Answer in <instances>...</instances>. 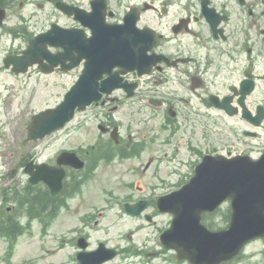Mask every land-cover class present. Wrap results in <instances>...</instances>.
I'll return each mask as SVG.
<instances>
[{"label":"flooded vegetation","instance_id":"obj_1","mask_svg":"<svg viewBox=\"0 0 264 264\" xmlns=\"http://www.w3.org/2000/svg\"><path fill=\"white\" fill-rule=\"evenodd\" d=\"M123 2L108 0L107 21L122 23L134 6L139 27H152L157 33L158 42L152 51L157 61L149 74L139 78L134 96L117 93L119 98L116 100L112 96H103L90 107L100 116L98 127L102 125L107 131L109 127L120 129L116 132L115 145L107 140L109 147L126 155L124 159H137L135 168L142 169L143 173L152 169L154 177L159 175L162 163L169 169L177 163L191 169L205 154L222 153L224 148L231 151L232 147L246 144L263 151L264 68L258 71L257 66L264 59V0H143L129 5ZM26 21L25 27L8 28V23L0 27L5 34L13 36L4 59L8 54H21L35 34L46 29L33 30L31 23ZM17 30L22 44L15 46ZM59 50L52 48L53 52ZM4 68L17 75L12 68ZM36 68L42 74L40 67ZM56 70L60 72L58 68ZM246 70L254 78L253 91L245 98L252 115L250 119H244L240 114L231 116L216 107L221 104L238 110L243 101L241 82ZM136 77V72L127 76L128 79ZM126 104L127 110H124ZM120 110H123V116L116 120L114 115ZM261 117L263 121L257 125L254 118ZM7 125L9 133L0 147V150L3 147L1 166L6 169L0 174V209L6 205L12 215L15 208L22 207L23 201H30L33 192L36 193V188L29 182L27 166L43 162L56 164L57 155L44 159L38 145H18L14 119L8 124L0 118V138L1 130ZM191 126L201 127L207 133H191ZM181 148L189 155L187 161L178 162ZM94 149L97 153V143ZM147 150L150 155L143 161ZM66 169L67 176L73 172L70 167ZM42 186L47 187L43 183ZM142 199L153 205L152 198L145 196ZM223 208L230 209L229 204ZM15 220H18L16 216ZM224 222L220 225L218 219H210L207 225L213 224L211 228L218 230L227 226L229 219L225 217ZM114 247L119 249L115 244ZM235 258L224 264H239L241 261L234 263Z\"/></svg>","mask_w":264,"mask_h":264},{"label":"water","instance_id":"obj_2","mask_svg":"<svg viewBox=\"0 0 264 264\" xmlns=\"http://www.w3.org/2000/svg\"><path fill=\"white\" fill-rule=\"evenodd\" d=\"M58 6L69 14L75 13L76 18L93 29V35L87 37L84 29H64L54 24L33 40L24 56L14 61L21 63L22 69L26 70L35 60L45 58L54 60V65L61 61L62 69L69 70L85 59L80 78L65 94L63 101L33 116L26 141L42 138L63 127L77 108L84 109L99 100L102 92L109 94L116 88L126 87L122 74L136 69L142 74L149 70L153 62L147 52L156 42L155 35L147 30H139L135 20L129 16L125 25L105 24L103 9L106 0H96L93 12L64 2H58ZM3 17V10H0V21ZM48 44L63 46L64 52L52 55ZM75 51L78 56L74 55ZM67 59H71V63L66 64ZM9 62L7 59L8 66ZM117 66L121 68L113 72ZM105 73H109V77L100 84L99 80ZM59 163L82 165L76 161L74 154L69 153H64ZM63 177L62 168L46 167L33 181L39 178L45 180L52 192L58 193ZM226 198L231 200L233 207L230 227L220 232L207 230L201 224L202 213L215 209ZM159 207L162 211L175 213L172 227L162 234L161 239L167 247H176L180 258L188 257L190 242L194 245V252L197 249L202 251L204 264L229 258L248 240L264 236V154L259 159L249 155L232 158L206 156L197 166L191 181L180 190L163 196ZM80 245L85 247L87 243L81 241ZM110 256H106L102 249L79 253L80 264H99Z\"/></svg>","mask_w":264,"mask_h":264},{"label":"rangeland","instance_id":"obj_3","mask_svg":"<svg viewBox=\"0 0 264 264\" xmlns=\"http://www.w3.org/2000/svg\"><path fill=\"white\" fill-rule=\"evenodd\" d=\"M38 1L44 0H12L9 7V23L16 22L14 26H20L21 20L28 19L30 21L27 22L33 24L35 30L45 28L53 21L67 25L78 24L73 18L62 14L53 2H45L43 7H39ZM67 1L90 8V0ZM129 1L124 0L123 4H128ZM11 42V36H1L0 30V67L4 65L2 60L6 49L4 47H8ZM15 43L21 44V38H17ZM80 72L81 69L78 68L66 73L44 76L33 69L31 74L20 76L0 69V118L8 121V124L15 118L18 130L17 144L24 138L22 123H25L35 111L60 102ZM149 112L153 113L152 110ZM115 116L120 117L121 114L116 113ZM98 119L92 109L84 114H77L64 129L37 144L40 146L39 149L44 147L42 158L52 157L62 148L79 150L87 156L86 150L90 145L104 139L100 137L101 132L97 128ZM200 123L202 124L201 121ZM189 128L191 133L196 131V127ZM7 130L8 125L2 129V137L4 133H9ZM2 144L3 138H0V147ZM257 150L255 155L261 151ZM178 157L189 156L181 154ZM2 160L0 157V164ZM131 166V163L117 157L111 161H100L95 170L85 176L86 181H81V191L67 199L59 215L43 224L35 219L30 230L19 239L11 241L10 238L0 237V264H72L78 250L76 238L82 232L89 234L91 247H96L99 239H107L110 243L115 242L123 246L121 254L106 264H174L171 260L172 252L165 250L158 240L160 231L170 224L169 214L157 212L156 215L153 214L152 220H148L145 216H129L117 206L108 209L112 198L116 195L126 196L135 189L132 184L139 178L143 180L141 187H145L149 196L153 191L159 192L169 187L159 184L160 180L153 179L150 172L142 174L140 171L132 170ZM184 167L186 166L176 170L177 174L173 175L176 176V180H185L189 177L191 171ZM1 171H5V168L0 166ZM162 171L169 172L164 168ZM129 184L131 186H128ZM134 193L141 195L136 189ZM117 202L115 199L114 204ZM102 210H105L103 214ZM79 216L84 218L80 226L77 221ZM96 220L98 224H94ZM152 251L155 253L148 256L147 253ZM247 251L248 254H242L239 264H264V238L252 242Z\"/></svg>","mask_w":264,"mask_h":264},{"label":"trees","instance_id":"obj_4","mask_svg":"<svg viewBox=\"0 0 264 264\" xmlns=\"http://www.w3.org/2000/svg\"><path fill=\"white\" fill-rule=\"evenodd\" d=\"M1 4H2V2H1Z\"/></svg>","mask_w":264,"mask_h":264}]
</instances>
